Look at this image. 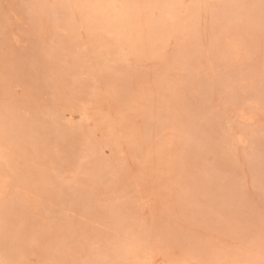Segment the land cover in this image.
<instances>
[{
  "label": "bare ground",
  "instance_id": "1",
  "mask_svg": "<svg viewBox=\"0 0 264 264\" xmlns=\"http://www.w3.org/2000/svg\"><path fill=\"white\" fill-rule=\"evenodd\" d=\"M251 2H253L255 4V3H258L259 0H217V2L216 1L214 2L213 0H51V2H50V0H33V1L31 0L28 8L26 7L27 8L26 17L31 22V30H32L33 34L37 37V39L35 41L34 50L36 52L40 53V56H41L40 59L45 58L46 60H48V62H49L48 66H49L50 70L51 69L55 70L56 64L58 62L61 63L64 60L65 65L63 67V70H61V69L58 70V71H62L64 75L72 74V72L69 73L70 70H72L74 68L78 69V67L80 69V67L81 68L84 67V65H86V63H87V62H84L83 60H80V59L85 60L86 57H84L85 55L83 56V54H81V57H79V55L77 54L78 55V57H77L78 61H76V59H77L76 57H75L76 59L73 58L74 56H77V55H74L77 52L73 51V49L75 47L73 44H76V46H77V44H79V41L76 39L78 41L77 42L74 39L76 34H77V31L79 30V28H77L78 30L75 28L76 26L80 27L84 31V33L85 32L88 33L87 35H89V37L85 41L86 42L90 41V44L92 45V47H95V48L99 47L98 45H100V47L105 45V44H102V41L106 40L105 35H107L108 43L111 41L110 43L112 44V45L108 44L111 47L110 50L107 49L108 47L106 48L108 51L111 52L110 53L111 55L113 54V57L110 55L111 56L110 62H113V60L115 59L114 56H116V60L114 61L115 64H116L117 60H119L120 62L121 61H127L125 64L128 63L131 66H133L135 64L136 65V66L134 65L135 69L137 67V63H139V61L145 57L156 58V61L158 59L157 62H159L158 64L160 65V61L165 59V57L167 55V53H166L167 51L165 52V48L167 49L166 46L168 45L169 39L173 38L172 40H174L175 37L182 39V41L181 40L178 41V44H180V45L182 44L181 47L178 44L174 45L177 49L173 48L172 52H175L174 54L172 53V55H174L173 60L168 61L169 55H171V53H170L168 55V57L166 58V60L168 62H166V60H165V63H163L161 65L163 67H159V66L157 67L156 66L159 69H157L155 67V70L151 72V77L149 75H147V74H149V72L148 73L146 72L147 74L146 73L144 74V75L148 76V77L146 76L144 78H148V80H149V77H150L151 83H149V84H151V85H146L148 83V80L145 79V81H147L145 86H143V87L141 86V90L139 91V93L138 94L136 93L137 95L132 97L129 95V89L130 88L128 87L129 86L128 80H131V77H130V79L127 80L128 84H126V82H124L126 80V78H124L125 76L123 75L124 80H123V78H119V80L121 79L120 85L123 84V83L121 84V82H124L125 84H123V85L124 86L128 85V86H125L124 88L122 87L123 88L122 90L116 89L115 91L116 92L121 91L123 93L125 91V94L119 93L122 95L118 94V96H117L116 94L118 92L115 93L114 96H116V99L119 97L122 100L120 99L121 103L120 102L118 103V101L116 99H114L115 98L114 97L113 99L115 101L114 100L113 101L115 102L116 105H120V104L122 105L123 100H124L125 104H126V102H127V104L131 102L130 104L127 105V110L121 109L122 111H119L118 117L120 120H118V117H117V120L119 122L121 121V123L123 122L122 125L124 124V128L126 126V131L124 132V137H126V139L128 138L129 142H130V140L133 141L132 144L134 145V148L137 147L138 150H141V153H139V152L138 153L143 156L145 154L144 151L147 152V154H145V155L148 156L147 158H150V159H147L148 161H145L144 164L142 163L144 165V169H147V168L150 169L151 174H153V177H155L156 180H157V178L160 179V181H163V183H164V181H166L165 179L168 176L167 174H170L173 172L174 175L173 176L170 175V178L172 177V179H173L172 185H174V187L175 186L177 187L179 185H176V184H180L179 187H181V184H184L185 186L181 187V190H180L181 192H178V194L174 197L177 200V202L173 201L172 203L175 202V203L180 205L181 203H179L178 201H180V202L187 201L189 206L194 207L197 205L195 199H193V197H195V196L194 195L191 196L193 193L190 194L191 191L193 190V188L195 189V187H194L195 185L192 186V183H194V182H192L191 180H190L191 182H188V181L183 182L182 179L189 177V174H190V172H189L190 170L188 171V168H189L188 165L189 164L193 163V161H194L197 163V164L194 163V164H196L195 166H197V165H200L202 160L205 159V157H206L205 155H206V153L209 152V150L211 148L212 141H213L209 136L211 133L216 134V136L220 135V136H222L221 138L227 140L226 143L228 142L231 146V149H232L231 150L232 153H230V149L227 148V150H229V156H231V158L234 160L235 163L242 161V163L245 164L244 165L245 174L248 175V174L252 173L251 174L253 177L252 185L253 184L254 185L259 184V186L264 190V165H263L264 162L260 161L261 159H259V156H262L263 150H257V153H256L257 155L255 154L257 156L255 160H257L258 162H255L254 159H253L254 162H251V160L244 162V160H241V159L242 158L244 159L243 153L245 151H243V153H242L240 150V148L242 149V147L247 145L248 143H250V141H252V144H256V145L264 144V143H262V139L259 136V134H260L259 130L260 129L259 130L256 129V127L260 126V121L263 119L261 117V114L259 113V111H260L259 108H262V106H264V101L262 100V98L260 99V97L258 96L259 99H257V98L255 99V100H257L255 102V104L237 103L235 105V102H238V99L234 95L231 96L232 92L230 91L231 97L229 96L230 100L228 101V104L229 105H232V104L235 105V108H233V112H234V115L238 118L237 119V122H238L237 126L235 128L233 127V129H235V131H234L235 135L234 136H232L231 130H228L227 128L224 131L219 129V124L222 120V117L219 114H214L212 116V118L207 116V114L212 110L211 107H207V108H205L206 110L199 112L200 117H199L198 121H200V118L202 117L204 119V122H207V123L206 124H204V123L198 124L197 121L195 123V121L192 119L193 117H191V111L187 105V103H188L187 102V100H188L187 99L188 88L200 84L201 87H203V88L211 89L212 86L214 85V84H212V80H214V78L221 79V77L219 76L221 71H220V73L215 72V75L213 74L215 69L219 68V70H220L221 68H223L225 70L232 71L233 74L231 73V75L234 78L238 77L239 79L244 74L245 70H246L245 73H247V71L249 73H254L255 71H257V73H259V71L255 69V67H257V65H259L261 68L263 67V70H264V59H263V56L261 55V52H263L262 50L264 48L263 47L264 29L263 28H262L263 30L259 29V31L256 33V28H258L259 27L258 25L260 24L259 21H261V24H264V14L262 15L263 17L260 15V12L264 13V11L263 10L259 11V15L261 16V17H259V15L257 13H255V11H254L255 8L252 9V7H250L251 5H249V3L251 4ZM190 3H192V5H190ZM187 4H189V5H187ZM262 4H264V1H263V3L262 2L260 3V5H262ZM4 12H5V9L3 11L2 6L0 4V31H1L2 35L4 34L6 36L8 34V32L6 31L7 15L5 16ZM58 13H60L62 15H58ZM58 16L61 17V19L63 18V24L62 25L64 26L63 28L66 29L67 33L65 35L64 34L63 35L62 34H52V36L50 37V36H48V32L51 30V28H50V25L48 26L46 23L50 22V21L56 22ZM209 16L210 17L211 16H217V17H220V19H221V21H220L221 27H218V28L216 27V29L220 30L217 33L216 32L214 33V31H215L214 24H210L206 20V17H209ZM16 18L17 19H15V20H20L21 18H23V16L17 15ZM74 19H75V21H74ZM76 19H77L78 23L76 22ZM61 22H62V20H61ZM61 22H59V23L61 24ZM53 25L57 26L58 23H55V24L52 23V26ZM12 34H14V33H12ZM80 34H82V33L80 32ZM46 35H47V37H46ZM49 35H50V32H49ZM108 35H109V37H111V35H112L114 38L109 41ZM5 39H6V41L8 40L7 38H5ZM72 39H74V40H72ZM14 40L16 42L21 41L20 37L16 34L14 35ZM176 40L177 39L175 38L174 41H176ZM72 41H74L76 43L72 44L71 43ZM80 41H81V39H80ZM86 42H85V44H86ZM82 45H84V42ZM108 45H106V46H108ZM177 45H178V47H177ZM169 47H171V45ZM106 49L103 48V50H105V51H106ZM111 49L112 50L115 49L116 55H114L115 53H114V51H111ZM98 50L99 49H96V51H98ZM61 51H63L64 53L66 52L65 54H66V56H68V59H62L61 58V55L64 54V53L61 54ZM108 51H106V52H108ZM93 52L96 55V52L95 51H93ZM99 52L100 51H98V53ZM99 55L100 56H98V55H96V56L101 57L100 53H99ZM260 56H262L263 61L260 60V58H261ZM37 59H36V62H39V65H40L42 62L40 60L38 61ZM108 59H109V57H108ZM111 59H112V61H111ZM12 60H14V59H12ZM16 60L12 61L13 62L12 65H14L13 68L17 67V65L15 66ZM42 60H44V59H42ZM100 60L101 59L97 58L98 63ZM145 60H147V58ZM33 61H34V59H33ZM79 61L81 62V64H83V63H85V64L80 65ZM130 61H132V62H130ZM12 62H10V63H12ZM36 62H34V64ZM114 62H113V64H114ZM147 62H149V61H147ZM30 63H31V61H30ZM150 63H152V62H150ZM19 64H21V63L19 62ZM103 64L105 67L106 62L101 64L102 69L104 68ZM108 64L110 65L109 62H108ZM113 64L111 63V65L109 66V67L114 68V69L112 68V71L117 69V68H115V66ZM118 64H120V63H118ZM145 64H147V63H145ZM164 64H166V65H164ZM187 64H189V65H187ZM45 65L47 66V64H45ZM57 65H59V64H57ZM41 66L42 65H40V67ZM62 66L63 65L58 66V68L59 67L62 68ZM201 66L205 67L207 69V72L210 70L208 72L209 73L208 75H205L202 77L200 76L199 71H200ZM253 66H255V67H253ZM148 67H150V66H148ZM153 67H154V65H153ZM42 68H44V67H42ZM125 68L130 69L127 66ZM9 69H12V66ZM41 69H39L40 70L39 73H43L46 68H44L43 72H41L42 71ZM108 69H109L108 72L110 71L109 74H111V72H112L111 69L110 68H108ZM152 69H154V68H152ZM174 69H178V70H182V71L185 70V71H187V73L189 72L187 78L185 80H183L181 78L180 73H179L178 74L179 80L175 81V79L172 77V71ZM254 69H255V71H254ZM54 70H52V72L54 73V74H52L53 76H58V75H60V73L62 74V72L58 73L56 71V73H57V75H56ZM131 70L132 69H130V71L129 70H127V71L131 72ZM45 71L47 73L48 70H45ZM136 71L138 72L137 69H136ZM203 71H205V70H203ZM108 72L106 71V73H108ZM142 72H144V71L142 70ZM142 72L140 71L139 73H142ZM225 73H228V72L225 71ZM77 74H79V72ZM33 75H35V74H33ZM144 75H141V76H144ZM231 75L229 74L230 78L232 77ZM40 76H42V74H40ZM61 76H63V75H61ZM127 76H129V75L127 74ZM245 76H248V75H245ZM45 77H46V75H45ZM47 77L49 78V76H47ZM101 77H102V75H101ZM109 77H111V76L109 75ZM48 78H46V79H48ZM250 78H251V76H250ZM254 78L255 79L257 78L256 75ZM35 79H36V77H35ZM35 79L32 81H35ZM59 79H62V77ZM139 79H141V78L139 77ZM54 80H56V79H54ZM77 80H79V82L81 83L80 78H78ZM105 80H106V78H105ZM236 80H234V81H236ZM234 81H233V83H234ZM60 82H61V80H60ZM65 82H66V79H65ZM79 82H78V84H80ZM130 82H132V81H130ZM139 82H140V80H139ZM29 83H31V81ZM213 83H216V82H213ZM233 83L231 81V84H233ZM231 84H230V82L229 83L225 82V85H226L225 89L226 88L230 89L232 87ZM60 85L58 82H56L57 88H59V90L62 91L61 93H63V95L64 94L68 95V93L66 92L67 90L63 89L62 84H60ZM110 85H112V84L110 83ZM52 86H54V84ZM174 87H176L177 91L175 90V93H171V92L169 93L168 91ZM8 88H10V87H8ZM218 89H219V87H218ZM8 90H10V89H8ZM115 91H113V93ZM136 91H138V90H136ZM235 92L236 91H234L233 94ZM228 93H229V91H228ZM228 93H226V94H228ZM263 93H264V91H263ZM93 94H94V96L96 95V97H97L96 91ZM61 97H63V96H61ZM227 97H228V95H227ZM214 98H215V100L218 99V98H216V96H214ZM97 99H99V98L97 97ZM11 103H8V104L0 103V125L3 127V129H1V132L3 133V137H4L3 140L1 138L0 139L2 141L6 140L7 142L11 141V143L13 141L14 144H11V146L14 145L13 146L14 149L17 150L15 152L16 153L17 152L26 153V155L23 154V158H25V159L27 158V154L28 155H35L36 154V156H35L37 158L36 162L40 163V157L43 153L41 150V147H43V145H45L43 148L44 151L46 149L45 155L48 153L47 149L49 150V148L51 147V145H50L51 143L50 144L48 143V145H50V146H48L46 144L49 139H43L44 138L43 137V138H41V139H43L42 142H40L39 141L40 139L37 138L38 135H37V137L35 135H33V132L34 133L36 131L38 132L37 129L42 125L43 119L41 118V116L38 113L32 114L33 117L32 118L29 117L30 119H28L26 116L21 115V113H20L21 110L17 105H13ZM229 105L226 106L227 110H229ZM135 107L136 108L138 107L140 109V111H142L141 114L144 117L146 122L144 121V123H143L144 125L142 124L143 126L138 129L137 135L132 137L133 134H132V132H130L131 130L128 129L127 126L129 124H131V121L133 120L129 111ZM204 107H206V106H203L202 108H204ZM81 111L82 112H80V116L81 117L85 116V113H83L84 111L83 110H81ZM25 113L27 115H29L28 112H25ZM69 116L72 117L73 113H70ZM73 119H75V117ZM205 119H206V121H205ZM202 121H200V122H202ZM44 122H46V121H44ZM69 122L73 123V121H71V120ZM78 124H77V126L79 128H81V126L84 128V126H85L83 124L81 125L80 123H78ZM75 126H76V124H74V126L71 125L72 128H74ZM56 127H57V125H56ZM78 127L77 128L75 127V129H79ZM115 127H117V126H115ZM168 127H172L173 129H175L178 132V135H176V139L171 138L168 135L162 136L164 134V132H163L164 129L168 128ZM72 128H71V130H74ZM83 128H81V129L84 130L85 128L84 129ZM118 128H119V126H118ZM63 129H64V127H63ZM84 131H85V134H84L85 137H84V135L82 136V134H81L82 132L80 133L81 137L83 138V141H85V144L83 145L84 148L81 149L83 151V152L81 151V154L82 153L85 154V151H88V150H90L91 152L94 150V153H95V152H99L101 149H103V147L105 146V143H103L104 146L103 145L97 146L96 144H94L95 142L93 140H91V138H92L91 133L89 131H87V127H86V130H84ZM120 131L117 132L118 133L117 136L120 134H123ZM37 132H36V134H37ZM162 132H163V134H162ZM206 132H208V133L210 132V133L203 135V133H206ZM40 133L41 132H39V134ZM62 133L63 132L61 131V134ZM70 133L71 132H69L68 134H70ZM7 134H9V136H10L9 140L7 139V136H4ZM65 134H66V132H65ZM113 135H111V138ZM114 137L117 138L116 136H114ZM84 138L90 139L94 143H92L90 141V143H92V144L88 145L86 143L87 140ZM111 138L109 139L110 144H111V141H115V140H111ZM12 139H14V140H12ZM119 139H120V137H119ZM54 141L56 142V140H54ZM67 143H64V144H67ZM113 143L114 142H112V144ZM223 143H225V142H223ZM228 143H227V145H228ZM8 144H10V143H8ZM57 144H60V143H57ZM1 145H2V147H4V144H1ZM100 145H101V143H100ZM9 146H8V148H9ZM47 146H48V148H47ZM118 146H120V145L118 144ZM262 146H264V145H262ZM228 147H229V145H228ZM113 148L115 149L116 147H113ZM18 149H19V151H18ZM259 149H261V148L259 147ZM135 150H137V149H135ZM142 150H144V151H142ZM1 151H0V203H1V205H0V234H1L0 237H5V236H7V234L3 230V226H5V223L7 222V220H9L7 218L8 213H9V211H11V208L15 206V204H16V207L18 208L19 212H21L24 203H26V206L32 205L34 208H37L36 211H38V209L40 208L39 206H41V205H40L39 201L35 198V195H37V193H39V192L43 193V191H45V190L47 192L49 190V192L51 193V190L53 189V191H54L56 185H58L59 189H61L62 191L66 190V189H65L64 185H62V184L59 185L58 182H60V181H58V179H56V177H54L51 173H48L47 170L46 171L40 170V165L38 163H37L38 164L37 167L39 166V169L34 167L36 162H31V164H33V165H29L27 159H26V161H22L23 158H22V156L20 157L21 153L19 154V157L17 156V158H18L17 159L16 157L13 156L14 152L11 154L12 157L9 155L10 157L7 158L5 155V151L4 152H1ZM6 151H8V149ZM8 152H10V151H8ZM2 153H4V155ZM16 153H14V154H16ZM142 153H144V154H142ZM86 154H87V152H86ZM49 155L50 154H47L46 156L50 157ZM94 155H96V153L93 154V156ZM252 155H254V154H252ZM4 156L6 157L7 161L2 162L1 159ZM73 156H75V155H73ZM86 156H83V157L85 158ZM198 157H200V158H198ZM10 158H16V159L11 160ZM43 158L46 159L45 157H43ZM53 158H54V156H53ZM78 158H79V161L84 159V158H80V157H78ZM104 158L103 157H100L97 159L93 158L94 160L90 161L88 163L92 167H89L87 163L83 164V162H80L81 163L80 165H82V166L80 169H78L74 178L76 180H78L79 175L82 176L81 173H83L84 175H86V173H87V175H88L87 179H90L89 181H91L95 184L100 183L101 186H102V184L105 183L106 184L105 188H107L108 185L106 182L107 181L106 175L103 174V169H105V170L107 169V165L104 166ZM196 158H198V159H196ZM231 158H230V160H231ZM38 159H39V161H38ZM44 159H42L43 163H45ZM144 159H145V156H144ZM221 159L222 158H218L217 160L215 159L216 165L213 167L207 168L204 171L205 174L203 173L204 180L206 178L210 177L209 180H210L211 184L208 183V185H206V188H207L209 194L215 193L217 190V186L219 185L218 182L220 179V175L217 176V175H215V173L219 170V165H222ZM105 160H107V158H105ZM246 160H248V159L246 158ZM31 161H34V159ZM72 161H73V159H72ZM75 161L77 162L78 159H76ZM26 162L28 165L26 164ZM57 163H58V161H57ZM73 163H74V161H73ZM159 165L161 168L159 167ZM225 165H223V169H224ZM62 166H64V165H62ZM190 166H192V164ZM226 166H228V165H226ZM113 168H114V166H113ZM117 168H118L117 165H115V170L114 169H111V170L116 171V172H118L119 168H121L120 170H122V171L125 170L124 167H119L118 170H117ZM225 169H226V167H225ZM164 171L167 172V174L163 173ZM106 172H108V174H110V175L112 173V172H109L108 170H106ZM146 175H148V173ZM113 177H115V174ZM140 178H141V176H140ZM142 178L145 181L147 179V177H146V179H145V177H142ZM142 178H141V180H142ZM150 178H152V177L150 176ZM80 179H81V177H80ZM82 179H83V177H82ZM111 180H114V178H112ZM151 180H149V181L151 182ZM139 181H140V179H139ZM140 182L143 183L144 181L142 180ZM169 182H170V180H169ZM231 182H232V180H231ZM189 183H190V185H189ZM112 184H114V187L116 188V186L118 185V180L113 182ZM35 185H37V186H35ZM150 185H149V187H150ZM227 186L230 187L229 185H227ZM70 187L73 190L72 185H70ZM83 187L78 186V187L74 188V191H72L73 193L71 194L72 196L70 195L72 198L68 199L69 204L72 207H78V206L81 207L82 206L83 208H86L88 211H91L93 209V206H95L96 203L94 204V202H96V201L94 200V197L91 194L92 191L90 192L89 189H85ZM233 187H234V185H233ZM233 187H230V188H232L230 190H234L235 192H237L235 190L236 188L233 189ZM249 187H250V185H249ZM111 188H113V187H111ZM228 189L229 188H226L225 190H228ZM70 190H68V191H70ZM189 190H190V192H189ZM159 191H161V190H159ZM187 191L189 194H187ZM171 192H173V191H171ZM174 192H176V190ZM235 192L233 194L234 196H236V194H237V193L235 194ZM246 193H247V191H246ZM248 193H249V190H248ZM252 193L255 194L254 192H252ZM252 193H249L250 196L253 195ZM54 194H56V196H57V193H54ZM217 195H219V197L223 195V197L225 199L224 198H223L224 200H222L220 198L217 199V197H216L213 200V197H212L210 200L211 202H209V204H208L209 205L208 207L210 208V209H208V211H210L208 213H207V211L205 212V211H201V209L200 210L196 209L197 207H195V210H194L193 207L192 208L190 207V209H189V206H183L182 205L184 207L183 208L184 210H185V207H186V209L187 208L189 209V211L185 214L187 219L185 217H183L186 220V223L183 221H180L181 224H180V222H179V224L181 227H176L175 229L170 230V231L159 230L160 228L159 229L156 228L157 230H159V232H158V234H160L159 236H161L159 239L161 240L163 238L162 242H163V240L165 242L166 241L169 242L168 243L169 248H171V249L174 247L177 249V247L180 246L182 248V250H180V251H183V249L188 250V251H185L187 254H189L190 252L192 254H194V252H196L195 254L197 257L195 256V254L192 255V257H194L196 259H198V258L204 259V257L208 253H210V255L213 254L212 252L208 251V248L210 246H207L202 241H198V243L196 241L194 244L192 243L193 245L191 244L192 246L187 245L188 243L187 244L185 243V241H188L187 240L188 237H193L192 233H194V231H193L194 226L199 229L198 237L200 235H202L204 232H206L207 229L209 230L211 227H213V230L214 229L217 230L218 227H219L218 229L224 228V231L227 232V234L228 233L230 234L234 231H236L238 233L239 230H241V229L243 230L244 227L246 228L247 224L253 225L254 227H256V225H257L256 223H250L249 224L245 220V219H247L246 217L249 218V216L258 215L256 209H254L251 206L252 204L250 203L251 205H249V202H251V201L248 202V200H245V198L243 197L242 194L237 196L236 198H232L227 191H224L220 194L217 193ZM259 196H260V194H259ZM263 196H264V193H263ZM10 197L12 198V200H10V201L15 203L13 205L11 202L12 207L10 206V203H9L10 201L8 202V199ZM81 197L83 198V200L79 201V199ZM247 198H253V197H247ZM6 199H7V201H5ZM4 201H5V204L2 205V202H4ZM222 201H224V202H222ZM246 202H248L249 207H247L245 205ZM7 203L9 204V206L6 205ZM224 203H226V204H224ZM179 205H175V207L177 208V207H179ZM185 205H187V204H185ZM113 206H115V205H113L112 203H110L109 206H107L108 212L115 217L119 216L118 217L119 219L117 222H119L121 224L126 219L130 220V218H131L130 216L128 218L126 216V214L124 215V213L128 214L129 211L127 209H126L127 210L126 211L125 208L122 207L121 211L123 212V214H120L121 212L119 210L115 209V207H113ZM116 206H118V205H116ZM244 206L247 207L248 210L246 209V211H244L243 210L245 208ZM16 207H14V209ZM23 208H25V207H23ZM180 208H181V205H180ZM124 210H125V212H124ZM16 211H17V209H16ZM95 211H97V210H95ZM97 212L99 213V211H97ZM170 212L172 213L173 211H170ZM95 213L96 212H94V215L89 213V216H90V214L92 216H95ZM100 213H102V212H100ZM103 213L105 214V213H107V211H105ZM131 213H130V215H132ZM22 214L23 213H21V216H22ZM110 214H109V217L111 216ZM187 214H188V216H187ZM26 216L27 215H25V217ZM22 218L24 219V217H22ZM110 218L113 219L114 225H117L116 224L117 222L115 223L114 218L112 216ZM168 219H171V220L173 219L170 217L169 213H168ZM218 219L220 221L223 219V221L220 222ZM158 220H156V221L158 222ZM174 220H172V221H174ZM217 220L219 221V225L220 224H222V225L218 226L216 228V227H214V223H217ZM14 221H15V219H14ZM129 222H127V223H129ZM231 222L232 223L234 222L235 225L231 224ZM119 223L117 225L118 227L120 226ZM77 224L78 223L75 222V223H71V224H65L64 227L62 225L63 230H64L63 235L65 236V237L64 236L63 237L65 239L74 237L75 235H77L79 233V231L76 227ZM230 224H231V226H228ZM124 225H125V222H124ZM158 225H160V224H158ZM26 226L30 227L29 225H26ZM130 226L132 227V225H130ZM154 226H155V224H154ZM254 227H252V228H254ZM161 228H162V226H161ZM183 228H185V229H183ZM249 228H250V230L252 229L251 227H249ZM142 229H143V232L139 237L134 238L135 235H133V234L135 231L134 232L131 231L130 237H128L127 239L115 241L111 244L110 247L107 245L108 248L107 247L105 248L104 247L105 245L102 246L104 248L101 249V251H99L98 254H96L97 253V251H96L95 256H94L95 258L93 257L94 259L91 262H85L86 260L84 262L86 264H118L119 260H117V258H119V257L122 258L126 254L133 255L132 253H134V250H135V247H133V245L136 244V246H140L143 249L148 247V245L145 244L147 238H149L148 236L154 235L157 230L155 229L156 231H154L153 230L154 227H153V229H152V227H149V228L143 227ZM170 229H171V227H170ZM256 229H257V227H256ZM256 229H253V230L255 231ZM258 229H259L257 231L258 233L264 231L263 226L258 227ZM260 230H262V231H260ZM21 231H23V230H21ZM27 233H30V232H27ZM53 233L54 232H52V230L46 228L41 232V236L37 235V237L33 238L36 240V238L40 239L44 235H50L51 236V239H50L51 241H49V243H48V239L46 240V243H47L46 247L45 248L43 247L44 249L40 248V249H42V250H40V253L45 258H48L49 260H51L53 258L52 254H53L54 250L56 251V245L58 246V244H60V243H57L58 239L52 235ZM253 233H255V232H253ZM262 233H264V232H262ZM194 234L197 235V233H194ZM229 234L227 236H229ZM20 235H22V234H20ZM225 235H226V233L224 234V236ZM196 237H195V239H196ZM22 238L24 239V242L22 243L24 248L23 247L22 248H23V250L26 251L29 249V246H30V244L27 243V240L28 239L30 240L32 238V236L31 235L30 236H24L23 235ZM61 238H62V236H61ZM12 239H15V238L12 237ZM44 239H46V238H44ZM195 239L193 241H195ZM261 239L258 240L256 244L254 242H252V244L254 243L255 245H257L259 247H260V245H264V243H263L264 240H261ZM59 241H61V240H59ZM13 242H14V240H13ZM1 243L2 242L0 241V264H1V258H2L1 257V253H2L1 249L3 248V247H1ZM175 243L177 245H175ZM227 243H228V241H227ZM64 244H68V243L64 242ZM7 245H9V243ZM10 245H13V244H10ZM19 245L20 244L18 242V243H14L13 246L15 249H17L20 247ZM9 246H8V249H9ZM60 247H63V246H60ZM165 247H168V245L166 244ZM180 247H178V250ZM259 247H257V248H259ZM4 248H6L5 245H4ZM255 249H253L252 251L249 250L250 251L249 255L244 254L246 256L240 257V258H238V257L242 256L243 254L241 252L235 250V252L236 251L239 252V253L236 252L238 256L233 251V253H229L228 256H225V257L223 256L224 259H222V257L219 258L221 260L220 264H238V263H240V264H264V257L261 256L262 255V253H261L262 250H260L261 247L258 250H255ZM190 250H192L193 252ZM217 250H219V249H217ZM62 251H65V249H63ZM8 252H7V255H9ZM61 253L63 254L64 252H61ZM167 253H168V251H167ZM172 253H174V251ZM260 253H261V255H260ZM224 254H226V253H224ZM227 254H228V252H227ZM235 255L238 258V259L236 258V260L233 258V257H235ZM4 256L5 255H3V257ZM182 256H184V255H182ZM211 256L213 258V255H211ZM62 257H64V256H62ZM70 257H71V255H70ZM188 257L191 258V256H188ZM208 257H209V255H208ZM181 258H183V257H181ZM107 259H110L111 263H105V262H109V261H106ZM189 259H188V261H189ZM193 260H195V259H193ZM238 260H239V262L237 263ZM188 261H185V257L182 260V262H184V264H188L189 263ZM64 262H65V260H64ZM178 262H180V260ZM10 263H12V262H10ZM71 263L72 264H79L77 262L73 263V261ZM6 264H8V263L6 262ZM127 264H129V263H127ZM167 264H170V263L168 262Z\"/></svg>",
  "mask_w": 264,
  "mask_h": 264
},
{
  "label": "rangeland",
  "instance_id": "2",
  "mask_svg": "<svg viewBox=\"0 0 264 264\" xmlns=\"http://www.w3.org/2000/svg\"><path fill=\"white\" fill-rule=\"evenodd\" d=\"M213 1L217 2V0H213ZM260 1L261 0H259V2L255 3V4L253 2H251V4L249 3V5H251L250 7H252V9L255 8L254 11L258 15H259V11H262V10L264 11V4H262L263 6L260 5V3L261 2L263 3L264 0H262L261 2ZM30 2H31V0H0V4L2 6L3 11L5 9V12H4L5 16L7 15L6 31L8 32V34L6 36L4 34H3L4 35L3 36L1 31H0V103L8 104V103L12 102L11 104L17 105L20 108L21 115L26 116L28 119L32 118L33 117L32 114H34V113H38L41 116V118L43 119L42 120L43 123L37 129L38 130V132L36 131L37 134H36V132L35 133L33 132V135H35L36 137L38 135L37 138L40 139L39 140L40 142H42L43 139H49L46 144L48 145V143L49 144L51 143L50 144L51 147L49 148V150L47 149V151H48L47 154H50L49 155L50 157L46 156L47 154L45 155L46 149L44 151L43 148L45 145H43V147H41V150L43 152L42 153L43 156L41 155V157H40V163L36 162L37 161V158L35 157L36 154L35 155H28L27 154L26 159L28 160L29 165H33V164H31V162H36V164L34 163L35 164L34 167L39 169V166L37 167V165L39 164L40 170H42V171L47 170L48 173H51L54 177H56V179H58V181H60V182L57 181L58 184L64 185L66 190L62 191L61 189H59L58 185H56L57 188L55 187L54 191L52 189L51 193L49 192V190H48V192L45 190V191H43V193H41V192L37 193V195H35V198L39 201V203L41 205V206H39L40 208L38 207L39 208L38 211H36L37 208H34L32 205L26 206V203L23 202L24 203L23 207H25V208L22 207L23 211L21 210V212H19L18 208L16 207V204L14 202L10 201V200H12V198L10 197L8 199V202L10 201L9 202L10 206L12 207V205H11V202H12L13 205L15 204L14 207H16V208L15 209H14V207L11 208V211H9L8 216H7V218L9 219V220H7L8 223L6 222L5 226H3V230L6 232L7 236L0 237V241L2 242L1 247H3L1 249V252H2L1 253V257H2L1 258V264H4V263L6 264V262L8 264L10 262H12L10 264H61V263L62 264H66V263L72 264L71 263L72 261H73V263L77 262L79 264H86L85 262H91L95 258L94 256H95L96 251H97L96 254H98L99 251H101V249H103L104 247L106 248L107 245L110 247L111 244L115 241L127 239L128 237H130L131 231L132 232L135 231L133 234V235H135L134 236V238H135V237H139L142 234V232H143L142 228L143 227H145V228L146 227L147 228L152 227V229L154 227V229H153L154 231L157 230L156 228H158V229L160 228L159 230L170 231V230L175 229L176 227H181L180 221H183L186 223V220L183 217L186 218L185 214L189 211L190 207L192 208L193 206H189L187 201H182V202L178 201L179 203H181L180 204L181 208H180L179 204H177L175 202L172 203V202L173 201L177 202V200L174 197L178 194V192H181L180 191L181 187H184L185 185L181 184V187H179L180 184H176V185H179L177 187L176 186L174 187V185H172L173 179H172V177L170 178V175L173 176L174 175L173 172L170 174H167V172H165V171L163 172V173L168 175L165 179L166 181H164V183H165L164 184L163 181H160V179L157 178V180H156L155 177H153V174H151L150 169H148L147 167L146 168L148 170L144 169L143 164L145 163V161H148L147 159H150V158H147L148 156L145 155V154H147V152L142 150V151H144L145 154L142 153V154H144L143 156L141 154H139V153H141V150H138L137 147L134 148V145L132 144L133 141L130 140V142H129L128 138L126 139V137H124V132L126 131V126L124 128V124L122 125L123 122L121 123V121L120 122L118 121V120H120L118 117L119 111L127 110V105L130 104L131 102L128 104L126 102V104H125V102L123 100L122 101L123 104L122 105L120 104L121 106L116 105L114 102L115 101L114 99H116V96H114V94L118 92V91L117 92L115 91L116 89L122 90L125 86L129 85L128 86L130 88L129 89V95L132 97L137 95L139 93V91L141 90V86L142 87L145 86V84L147 82V81H145V79L148 80V78H144V77H146L147 75H149L151 77V72L155 70L156 66L157 67L158 66L163 67L161 65L163 63H165V60L170 53H171V55H169L168 61L174 59V55H172V53L173 54L175 53V52H172L173 48H176L174 45L178 44V41H180V40L182 41V39L175 37L177 39L176 40L177 42L174 41L175 38H174V40H172L173 38L169 39L168 45L166 46L167 49L165 48V52L167 51L166 52L167 55H166L165 59H163V60L161 59L162 61L159 60L160 65L158 64L159 62H157L158 59L156 61V58H148V57L142 58L139 61V63H137V67H136V69L138 70V72H137L136 69L134 68L136 65L134 64L135 66L134 65L131 66L128 63H127L128 65H127V64H125L127 61H121L120 62L119 60H117V62L115 64L114 61L116 60V56H114L115 57V59L113 60L114 64H113V62H110V58H111V56L113 57V54L111 55L110 54L111 52L108 51L107 49L110 50V48H111L109 45H112L110 43L111 42L110 40L114 38L112 35H111V37H109V35H108V38L110 41L109 43L107 40V35H105L106 40L102 41V44H105L104 45L105 47L104 46L100 47V45H98L99 47L95 48V47H92V45L90 44V41H87L88 43L85 41L89 37V35H87L88 33H86V32L84 33V31L80 27L76 26L75 28L76 29L79 28V30L77 29L78 31H77V34H76L74 39L75 40L77 39L79 41V44H77V46H76V44H73L76 42H74V41L71 42L75 46L73 51L77 52L74 55L78 54L79 57H81V54H83V56L85 55L84 56V57H86L85 60L84 59H80V60H83L84 62H87V63H86V65H84L85 63L81 64V62L79 61L80 65H84V67H82V68L80 67V69H79V67H78V69L74 68V69L69 71V73L72 72V74L64 75L62 71H58L59 69L63 70V67L65 65L64 60L61 63L58 62L57 64H59V65L56 64L55 70L54 69L50 70V68L48 66V64H49L48 60H46L45 58L40 59V57H41L40 53H38L34 50L35 41H36L37 37L33 34L32 30H31V22L26 17L27 8H28ZM50 2H51V0H50ZM187 5H189V4H187ZM190 5H192V3H190ZM261 13L262 12H260V15L262 16L264 13H262V14ZM16 14L23 16V18H21L20 20H15V19H17ZM58 15H62V14L58 13ZM260 15H259V17H261ZM61 20H62V22H61ZM206 20L210 24H214V27H215L214 33L215 32L217 33L218 31H220L219 29H216V27L217 28L221 27L220 26V21H221L220 17H217V16H211L210 17L209 16V17H206ZM74 21H75V19H74ZM50 22L46 23L48 26L50 25V28H51V30L49 31L50 35L48 32V36L51 37L52 34H62V35L64 34L65 35L67 33L66 29L63 28L64 26L62 25L63 24V18L61 19V17L58 16L56 22H53V21H50ZM59 22H61V24ZM76 22H77V19H76ZM52 23H54V24L58 23V25L52 26ZM259 23H260L258 25L259 27L256 28V33L259 31V29H261V30L264 29V24H261V21H259ZM80 32L82 34H80ZM12 33H14V34H12ZM15 34L20 37V40H21L20 42H16L14 40ZM46 37H47V35H46ZM5 38H7L8 40L6 41ZM74 39H72V40H74ZM80 39H81V41H80ZM83 42H84V45H82ZM85 42H86V44H85ZM106 45H108V46H106ZM170 45H171V47H169ZM178 45L181 47L182 44L181 45L178 44ZM178 45H177V47H178ZM263 47H264V44H263ZM103 48L104 49L107 48L106 51H108V52L103 50ZM96 49H99L98 51H100L99 53L101 54V57H98L100 55H99L98 51H96ZM112 49H111V51H114V53H115L114 55H116L115 49L114 50H112ZM93 51H95L96 55H98V56H96ZM262 51L263 52H261V55L263 56V59H264V48ZM62 53H64V52L61 51V54ZM64 54L61 55V58L62 59H68V56H66V54L65 55ZM78 55L74 56L73 58H75V57L77 58ZM262 56H260L261 61H263ZM108 57H109V59H108ZM97 58L101 59L99 61V63L97 61ZM146 58H147V60H145ZM12 59H14V60L17 59L16 63H15V66L17 65L16 68H13L14 65H12L13 64L12 61H14V60H12ZM33 59H34V61H33ZM36 59L38 61L40 60L42 62L40 64V65H42L41 67L39 65V62H36ZM42 59H44V60H42ZM29 60L31 61V63ZM76 61H78V58L76 59ZM111 61H112V59H111ZM147 61H149V62H147ZM168 61L166 60V62H168ZM10 62H12V63H10ZM19 62L21 64H19ZM34 62H36V63L34 64ZM105 62H106L105 67L103 64L104 68L102 69L101 64L105 63ZM108 62L110 63V65L112 63L115 66V68H117L116 70H113L114 72L112 71L113 67H109L110 65L108 64ZM130 62H132V61H130ZM150 62H152V63H150ZM118 63H120V64H118ZM145 63H147V64H145ZM45 64H47V66ZM189 64H187V65H189ZM61 65H63L62 68L61 67L58 68V66H61ZM153 65H154V67H153ZM164 65H166V64H164ZM11 66H12V69H9V68H11ZM126 66L128 68L132 69L133 71L131 70V72H128L127 70L130 71V69H126L125 68ZM148 66H150V67H148ZM42 67L46 68L45 70H48L47 73L44 70V68H42ZM253 67H255V66H253ZM108 68L111 69V71H112L111 74H109L110 71L108 72V70H109ZM152 68H154V69H152ZM39 69L42 70L41 72H43V70H44V72L39 73L40 72ZM157 69H159V68H157ZM255 69L258 70L259 73H257V71H255ZM255 69H254L255 72L253 71L254 73H249L248 71H247V73H245L246 72V70H245L244 74L239 79L238 77L234 78L231 75V73L233 74L232 71H228V70H225L223 68H221L219 70V68H218V69H215L213 74L215 75V72L220 73V71H221V73L219 74L221 79L214 78L215 81L212 80V84H214V85L212 86L211 89L203 88V87H201L200 84L195 85L193 87H190L191 89L188 88V90H187V96H188L187 97V99H188L187 105L191 111V117H193L192 119L195 121V123L197 121L198 124H201V123L206 124L207 122H204V119L202 117L200 118V121H202V120L203 121L202 122L198 121L199 117H200L199 112L206 110L205 108H207V107H211L212 110L207 114V116L212 118V116L214 114H219L222 117V120L219 124V129L224 131L227 128L228 130H231L232 136H234L235 135V132H234L235 129H233V127L235 128L237 126V123H238L237 122L238 118L234 115V112H233V108H235V105L237 103L255 104V102L257 101L255 99L256 98L259 99V97H260V99L262 98V100L264 101V96H263L264 95V93H263V91H264V70H263V67L261 68L259 65H257V67H255ZM52 70H54L56 75H57L56 71L58 73L62 72V74L60 73V75H58V76H53L52 74H54V73L52 72ZM139 70L141 72L143 70L144 71V72H142L143 74L139 73L140 72ZM203 70H205V71H203ZM224 70L228 73H225ZM106 71L108 73H106ZM173 71H172V77L175 79V81L179 80V75H178L179 73H180L181 78L183 80H185L187 78L188 73H189V72L187 73V71H185V70L182 71V70H178V69H174ZM76 72L77 73L79 72V74H77ZM146 72L147 73L149 72V74H147ZM199 72H200L201 77L209 74L207 72V69L205 67H202V66L200 67ZM32 73L35 75H33ZM126 73L129 76H127ZM145 73L147 75H144ZM40 74H42V76H40ZM229 74L232 76L231 78L229 77ZM45 75H46V77H45ZM61 75H63V76H61ZM101 75H102V77H101ZM109 75L111 77L112 76L113 77L111 78V77H109ZM123 75L125 76L124 78H126V80L124 82H126V84L129 83L128 85L124 86L123 85V84H125L124 82H121V84L122 83L123 84L120 85L121 79L119 80V78H123ZM141 75H144V76H141ZM245 75H248V76H245ZM255 75L257 77L256 79L254 78ZM47 76H49L50 79ZM250 76H251V78H250ZM35 77L38 81L35 79ZM61 77H62V79H59ZM130 77H131V80H128V79H130ZM139 77L142 80L139 79ZM150 77H149L148 83L146 85H151V84H149V83H151ZM33 78L35 79V81H32V80H34ZM46 78H48V79H46ZM78 78H80L81 83L79 82V80H77ZM105 78H106V80H105ZM124 78H123V80H124ZM54 79H56V80H54ZM65 79H66V82H65ZM60 80H61V82H60ZM139 80H140V82H139ZM234 80H236V81H234ZM30 81H31V83H29ZM130 81H132V82H130ZM231 81H232V83L234 81V83L231 84ZM56 82H58L59 85L62 84L63 89L67 90L66 92L68 93V95H66V94L63 95V93H61L62 91H60L59 88H57ZM78 82L80 84H78ZM213 82H216V83H213ZM225 82H227V83L230 82L232 87L230 89H227V88L225 89V86H226ZM110 83L112 85H110ZM53 84L55 87L52 86ZM8 87H10V88H8ZM218 87H219V89H218ZM8 89H10V90H8ZM136 90H138V91H136ZM175 90L177 91L176 87L171 88L168 92L169 93L170 92L175 93ZM233 90L236 91L234 94H233V92H234ZM95 91H96L97 97L99 99H97L96 95L94 96L93 93H95ZM113 91H115V92L113 93ZM228 91H229V93H228ZM230 91L232 92V95H231ZM119 93H123V92L119 91L116 95L118 96ZM226 93H228V94H226ZM123 94H125V91ZM119 95H122V94H119ZM227 95H228V97H227ZM230 95L231 96L234 95L237 97L238 102H235V105L234 104H232V105L228 104V101L230 100V97H231ZM61 96H63L64 98ZM214 96H216V98H218L219 100L218 99L215 100ZM120 99L121 98H119V97L116 99L118 101V103L120 102ZM227 105H229V110L226 109ZM203 106H206V107L202 108ZM138 109H139L138 107L137 108L135 107L129 111L133 120L131 121V124H129L127 127H128V129L131 130V131L130 130L129 131L132 132V134H133L132 137L137 135L138 129L144 125L143 123L145 121L144 117L141 114L142 111H140V109L139 110ZM81 110H83L84 111L83 113H85V116H83V117L80 116V112H82ZM259 110H260L259 113L261 114V117L263 119L260 121V126L256 127V129L257 130L260 129L259 130V133H260L259 136L262 139V143H264V106H262V108H259ZM25 112H28L29 115H27ZM70 113H73L72 117L69 116ZM74 117H75V119H73ZM117 117H118V120H117ZM70 120L73 121V123H70L69 122ZM44 121H46V122H44ZM205 121H206V119H205ZM78 123H80L81 125L82 124L85 125L87 127V131H89L91 133V137H92L91 140H93L95 143L92 142L90 139L84 138L87 140L86 143L88 145L94 143L97 146H102L103 143H105V146L103 145L104 146L103 149H101L99 152H95L96 155L93 156V154H95L94 150L92 152L90 150H88V151H85V154L84 153L81 154V151H82L81 149L84 148L83 145L85 144V141H83V138L81 137L80 133L82 132L81 134L83 136L85 134L84 130H86V127L84 126V128H85L84 129L81 126V128L84 129V130H82L81 128H79L77 126ZM74 124H76L75 127L76 128L78 127L79 129H75V127L72 128L71 125L74 126ZM56 125H57V127H56ZM115 126H117V127H115ZM118 126H119V128H118ZM1 127L2 126L0 125V136L2 135L0 138L3 140L4 137H3V133L1 132V129H3V127L2 128ZM63 127H64V129H63ZM71 128L74 130H71ZM61 131L63 132L62 134H61ZM119 131L122 132L123 134L119 133L120 135L117 136V134H118L117 132H119ZM39 132H41V133L39 134ZM65 132H66V134H65ZM69 132H71L72 134L71 133L68 134ZM163 132H164V134H163ZM163 132H162V134H163L162 136L168 135L169 137L175 138V139H176V135H178V132L175 129H173L172 127L165 128ZM209 133L206 132V133H203V135L209 134ZM9 134L4 135V136H7L8 140L10 138ZM111 135H113L112 138H111ZM114 136H116L117 138H115ZM209 136L213 141L211 140L212 141L211 148H210L209 152L206 153L205 159L202 160L200 165H197V166H195L197 163L194 161H193V163H191L192 166H190L191 164H189L188 167L189 168L191 167V168L190 169L188 168V171L190 170L189 172L191 175L189 174L188 178L182 179L183 182H185V181L186 182L187 181L188 182H191V181L194 182V183H192V186L195 185L194 186L195 189L193 188V190H192L193 192L191 191V193H190V194L193 193L191 196H193V195L195 196V197H193V199H195V201L197 203V205L193 207L194 210H195V207H197L196 209H199V210L201 209V211H205V212L207 211V213L210 212V211H208V209H210L208 207L209 206L208 204H209V202H211L210 200L212 197H213V200L216 197H217V199L218 198H220L222 200L225 199L223 197V195L219 197V195H217V193L220 194L224 191H227L232 198H236L237 196L242 194L243 197L245 198V200H248V202L251 201V202H249V205L252 204L251 206L254 209H256L257 214H258L256 216H249V218L246 217L247 219H245V220L249 224L250 223H256L257 229L253 225L247 224L246 228L244 227L245 229L243 228V230L241 229V230H239L240 231L239 232L235 228L238 231V233L233 230L234 232H232L230 234L228 233L229 236H227L228 234H227V232L224 231V228L218 229L219 228L218 226L222 225V224L219 225L220 220L218 219L219 221L217 220V223H214V227H216V228L218 227L217 230L216 229L213 230V227H211L209 230L207 229L206 232H204L202 235H200L199 236L200 238H199L198 237L199 229L194 226L193 228L195 230L193 229V231H194V233H197V235L192 233L193 237H188V239H187L188 241H185V243L186 244L188 243L187 245H191L192 243L194 244L196 241H197V243H198V241H202L207 246H210L208 248V251L213 253V254H211V255H213V258L210 255V253H208L204 257V259L203 258L196 259V258L192 257V255H194L196 252H194V254H192L191 252L189 254H187L185 251H188V250L183 249V251H180V250H182V248L180 246H178V247H180L179 250H178V247L176 249L174 247L175 245H177L176 243L173 246L174 248H172V249L169 248V244H168L169 242H167V241L165 242L164 240L162 242L163 238L161 240L159 239L161 236H159L160 235V234H158L159 230H157L154 235L148 236L149 238H147V240L145 242V244H147L148 247L143 249L140 246H136V244L133 245V247H135V250H134V253H132V252L131 253L134 256L126 254L122 258L119 257V258H117V260H119L118 264H127V263H129V264L130 263L131 264H141V263L142 264H153V263L154 264H167L168 262L170 264H184V262H182V260L185 257V261H188V259L190 258L188 256H191V258L188 261L189 262L188 264H220L221 260L219 258L222 257V259H224L225 256H228L229 253H233V251H234V253L239 251L243 255L244 254L249 255V253H250L249 250L252 251L255 248H256L255 250H258V249H260V247H261L260 250H262L261 251L262 255H261V253H260V255L264 257V255H263L264 254V250H263L264 245H260V247L255 245L257 243V241L260 240L261 238H262L261 240H264V233H262L264 231L260 230L262 232H259V233L257 232L259 230L258 227H260V226L261 227L263 226V230H264V198H263L264 197L263 196L264 190L259 186V184L258 185L257 184L252 185V181H253V177L251 175L252 173L248 174V175L245 174V167H244L245 164L242 163V161H241V160H244V162H246V161L251 160V162H254L253 159L255 160L257 157L256 156L257 150H263L262 156H259V159H261L260 161L264 162V146H262L264 144L256 145V144H252V141H250V143L243 146L242 149L240 148L242 153H243V151H245L243 153L244 159L242 158L240 160L241 162L235 163L234 160L231 158V156H229V150H227V148L230 149V153H232V151H231L232 149H231L230 144L227 142L230 148L228 147V145L226 143L227 140L221 138L222 136H220V135L216 136V134H212V133ZM84 137H85V135H84ZM119 137H120V139H119ZM41 138H43V139H41ZM110 138H111V140H115V141H111V144H110V140H109ZM1 139H0V151L1 150H2L1 152L5 151L6 157L9 158L11 156V154L13 152L16 153L15 151H17V150L14 149V147H13L14 145L11 146V144H14L13 141L11 143V141L7 142L6 140L2 141ZM12 140H14V139H12ZM54 140H56V142ZM90 141L92 143H90ZM99 142L101 143V145ZM112 142H114V143L112 144ZM223 142H225L226 144ZM8 143H10V144H8ZM57 143H60V144H57ZM64 143H67V144H64ZM1 144H4V147H2ZM118 144L120 146H118ZM50 145H48V146H50ZM8 146H9V148H8ZM48 146H47V148H48ZM5 147L10 152L6 151L7 149ZM113 147H116V148L114 149ZM259 147L261 149H259ZM135 149H137V150H135ZM18 151H19V149H18ZM86 152H87V154L88 153L89 154L87 155ZM14 153H13V156L17 158V156L19 157V154L21 152L20 153L17 152L16 154H14ZM2 154L4 155V153H2ZM23 154L26 155V153L23 152V153H21L20 157L22 156V158H23ZM252 154H254V155H252ZM73 155H75V156H73ZM53 156H54V158H53ZM83 156H86V157L84 158ZM144 156H145V159H144ZM6 157L4 156L1 159V161L2 162L7 161ZM43 157H45L46 159H44ZM78 157L84 158V159H82V160L80 159L81 161H79ZM100 157L107 158V160H105V158H104V166L107 165L106 170H108L109 172L113 171L111 169L115 170V165H117L118 168L124 167V169H125L124 171H122V170H120L121 168H119V170L117 168L118 172L113 171L111 173V175L108 174V172H106L105 169H103V174L106 175V180H107L106 182L108 185L107 188H105L106 187L105 183L102 184V186H101L100 183L95 184V183L89 181L90 179H87L88 178L87 173H86V175L81 173L82 176L79 175L78 180H76L74 178L76 172L82 166V165H80L81 164L80 162H83V164H85V163L88 164L90 161H93L94 159H97ZM217 157L222 158L221 159L222 165H219V170L215 173V175H217V176L220 175V179L218 182L219 185L217 186V190L215 193L209 194L208 190L206 188V185H208V183L211 184V182L209 180L210 177L206 178L205 179L206 181H205L203 173L205 174L204 171L207 168L213 167L216 165L215 161L218 159ZM16 158H10V159L13 160ZM198 158H200V157H198ZM198 158H196V159H198ZM230 158H231V160H230ZM246 158L248 160H246ZM24 159L25 158H23L22 161H26V159L25 160ZM33 159H34V161H31ZM42 159H44L45 163H43ZM72 159H73L74 163H73ZM76 159H78L77 162L75 161ZM38 161H39V159H38ZM57 161H58V163H57ZM255 162H258V161L255 160ZM194 163H196V164H194ZM26 164H27V162H26ZM225 164L228 166H226ZM62 165H64V166H62ZM223 165H225V167H226V169L224 167L225 170L223 169ZM263 165H264V163H263ZM88 166L92 167V166H90V164H88ZM113 166H114V168H113ZM159 167H160V165H159ZM147 173H148V175H146ZM114 174H115V177H113ZM140 176H141V178L145 177V179L147 177L146 181L142 178V180L144 182L143 183L140 182V181H142ZM150 176L152 178H150ZM80 177H81V179L83 177V179H82L83 181L80 179ZM112 178H114V180H111ZM139 179H140V181H139ZM148 179L149 180L152 179L151 182ZM117 180H118V185L115 188L114 184H112V183L117 181ZM169 180H170V182H169ZM231 180L233 183L231 182ZM70 185H72L73 190L71 189ZM149 185H150V187H149ZM189 185H190V183H189ZM227 185H229L230 187H233V185H234L233 189L236 188L235 190L237 192H235L234 190H230L232 188L228 187ZM249 185H250V187H249ZM35 186H37V185H35ZM78 186H80V187L84 186L83 188L89 189L90 192L92 191L91 194L93 195L94 200L96 201V202H94V204L95 203L96 204H95V206H93V209L91 211H88L86 208H83L82 206L81 207L80 206L72 207L69 204L68 199L72 198L71 197L72 196L71 194L73 193L72 191H74V188H76ZM111 187H113V188H111ZM226 188H229L228 189L229 191L225 190ZM68 190H70V191H68ZM159 190H161V191H159ZM175 190H176V192H174ZM248 190H249V193L254 192L255 194L252 193L253 195L250 196V194L248 193ZM171 191H173V192H171ZM246 191H247V193H246ZM189 192H190V190H189ZM234 192H235V194L237 193L236 196L233 195ZM54 193H57V196ZM187 194H189L188 191H187ZM259 194H260V196H259ZM247 197H253V198H247ZM81 200H83L82 197L79 199V201H81ZM5 201H7V199ZM5 201L2 202V205L5 204ZM222 202H224V201H222ZM248 202L245 203V205L247 207H249ZM110 203L115 205L113 207H115V209L119 210L121 212L120 214H123V212L121 211L122 207L125 208V210L127 209L129 212H128V214L124 213V215L126 214V216L128 218L130 216L131 217L130 220L126 219L121 224L119 222H117L119 219L118 218L119 216L115 217L108 212L107 206H109ZM185 204H187V205H185ZM224 204H226V203H224ZM0 205H1V203H0ZM6 205L9 206L8 203ZM116 205H118V206H116ZM175 205H179V207L176 208ZM182 205L183 206H189V209L188 208L186 209V207H185V210H184L183 209L184 207ZM247 207H245L243 210L246 211ZM16 209L18 212L16 211ZM95 210L99 211V213ZM125 210H124V212H125ZM93 211L96 212L95 216L91 215V214L94 215ZM105 211H107V213L104 214L103 212H105ZM170 211H173V212L171 213ZM100 212H102V213H100ZM21 213H23L22 216H21ZM89 213H91L90 216H89ZM130 213L132 215H130ZM168 213L170 214V217L173 218L172 220L175 219L174 221H172L171 219H168ZM109 214L113 218L115 217L114 218L115 223L117 222L116 223L117 225L119 223L120 224L119 227L117 225H114L113 219L110 218L111 216L109 217ZM25 215H27V216L25 217ZM187 216H188V214H187ZM22 217H24V219ZM14 219H15V221H14ZM156 220H158V222ZM221 221H223V219ZM70 222L71 223H75V222L78 223L76 227H77L79 233L77 235H75L74 237L65 239L64 238L65 236L63 235V232H64L63 227L65 226V224H71ZM124 222H125V225H124ZM127 222H129V223H127ZM179 222H180V224H179ZM154 224L156 227L154 226ZM158 224H160V225H158ZM231 224L235 225L234 222L233 223L231 222ZM231 224L228 226H231ZM26 225H29L30 227H28ZM62 225H63V227H62ZM130 225H132V227ZM161 226H162V228H161ZM170 227H171V229H170ZM249 227H251V228L254 227V228H252L250 230ZM46 228L50 229V230H52V232H54L52 235L58 239L57 243H60V244H58V246L56 245V251L54 250V252L52 254L54 259L52 258L51 260H49L48 258H45L40 253V250H42L40 248L46 247V244H47L46 240L48 239V243H49V241H51L50 240L51 236L50 235H44L40 239H37V238H36V240L33 239L34 237H37V235L41 236V232ZM20 229L23 231H21ZM183 229H185V228H183ZM253 229H256V230L254 231ZM26 231L30 232V233H27ZM253 232H255V233H253ZM225 233H226V235L224 236ZM20 234H22V235H20ZM23 235L24 236H30V235L32 236V238L30 240L28 239L29 241L27 240V243H29L30 246H29V249L26 251L23 250L24 247L22 245V243L24 242V239L22 238ZM61 236H62V238H61ZM194 236L195 237L197 236L196 237L197 240L195 239ZM12 237H14L15 239H12ZM44 238H46V239H44ZM193 238L195 239V241H193L194 240ZM13 240H14V242H13ZM59 240H61V241H59ZM227 241H228V243H227ZM18 242L20 244L19 245L20 247L15 249L13 245H14V243H18ZM64 242L68 243L69 245L64 244ZM252 242H254L255 244L254 243L252 244ZM8 243H9V245L10 244H13V245L9 246V245H7ZM263 243H264V241H263ZM166 244L168 245V247H165ZM4 245L6 246V248H4ZM8 246H9V249H8ZM60 246H63V247H60ZM102 246H104V247H102ZM257 247H259V248H257ZM63 249H65V251H62ZM217 249H219V250H217ZM235 250H237V251L235 252ZM167 251H168V253H167ZM173 251H174V253H172ZM190 251H192V250H190ZM7 252L9 255H7ZM61 252H64L66 255L64 253H63L64 254L63 255ZM227 252H228V254H227ZM239 252H237V253H239ZM224 253H226L227 255ZM237 253H236V255H237ZM3 255H5V256L3 257ZM70 255H71V257H70ZM182 255H184V256H182ZM208 255L210 258L208 257ZM236 255H235V257H233L235 260L238 256V255L237 256ZM243 255L239 256L238 258L246 256V255H244V256ZM62 256H64V257H62ZM195 256H196V254H195ZM181 257H183V258H181ZM192 258L195 260H193ZM64 260H65V262H64ZM179 260H180V262H178ZM239 260L237 261V263L239 262ZM106 261H109V262H105V263H111L110 259H107ZM238 264H240V263H238Z\"/></svg>",
  "mask_w": 264,
  "mask_h": 264
}]
</instances>
